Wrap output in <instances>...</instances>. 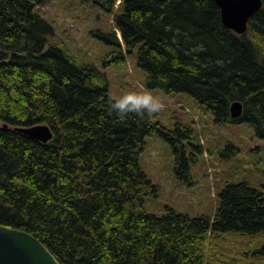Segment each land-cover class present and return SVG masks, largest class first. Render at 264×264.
Returning <instances> with one entry per match:
<instances>
[{"label": "trees", "instance_id": "1", "mask_svg": "<svg viewBox=\"0 0 264 264\" xmlns=\"http://www.w3.org/2000/svg\"><path fill=\"white\" fill-rule=\"evenodd\" d=\"M51 1L0 0V224L61 264H264V195L248 183L227 184L213 217L145 209L158 192L140 165L146 137L169 143L188 180L202 152L194 129L110 112L106 72L50 42L54 26L36 7ZM117 1L93 0L115 13L114 31L96 34L119 48L104 67L136 53L149 89L185 93L218 124L246 123L264 139V0L244 34L214 0H120L115 12ZM42 123L47 143L15 129Z\"/></svg>", "mask_w": 264, "mask_h": 264}, {"label": "rangeland", "instance_id": "2", "mask_svg": "<svg viewBox=\"0 0 264 264\" xmlns=\"http://www.w3.org/2000/svg\"><path fill=\"white\" fill-rule=\"evenodd\" d=\"M120 0L116 3V10ZM36 11L55 29L51 38L79 64H93L106 72L110 96L131 90H149L161 97L165 108L149 114L153 122L174 129L177 122L194 129L192 143L200 146L191 167V179H181L174 170V155L169 143L159 134L146 137L140 165L158 187L157 196L145 199V209L157 216L173 209L190 216L213 217L220 204V193L227 184L245 182L264 195V139L246 123L218 124L197 100L185 93H167L146 86L147 73L137 64L136 53L104 67V60L118 47L99 39L98 32L114 31L115 13L106 12L93 0H52ZM120 35V32L118 31Z\"/></svg>", "mask_w": 264, "mask_h": 264}, {"label": "water", "instance_id": "3", "mask_svg": "<svg viewBox=\"0 0 264 264\" xmlns=\"http://www.w3.org/2000/svg\"><path fill=\"white\" fill-rule=\"evenodd\" d=\"M220 6L222 21L237 34L249 30L253 16L261 10L263 0H214ZM243 113V103L231 105V116L238 118ZM7 127V124L4 125ZM29 138L47 143L54 137L48 124L16 127ZM0 264H61L53 253L37 237L21 229L0 224Z\"/></svg>", "mask_w": 264, "mask_h": 264}, {"label": "clouds", "instance_id": "4", "mask_svg": "<svg viewBox=\"0 0 264 264\" xmlns=\"http://www.w3.org/2000/svg\"><path fill=\"white\" fill-rule=\"evenodd\" d=\"M165 106L163 99L149 90H131L111 98L108 110L118 116H126L128 113L145 115L158 113Z\"/></svg>", "mask_w": 264, "mask_h": 264}, {"label": "bare ground", "instance_id": "5", "mask_svg": "<svg viewBox=\"0 0 264 264\" xmlns=\"http://www.w3.org/2000/svg\"><path fill=\"white\" fill-rule=\"evenodd\" d=\"M120 37H121V34L119 35ZM235 102V101H234ZM44 124H46V123H44ZM16 129V128H15Z\"/></svg>", "mask_w": 264, "mask_h": 264}]
</instances>
